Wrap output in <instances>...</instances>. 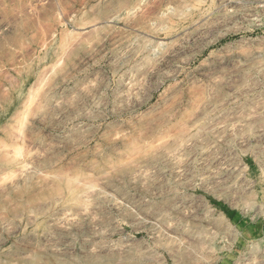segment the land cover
<instances>
[{"label":"rangeland","instance_id":"1","mask_svg":"<svg viewBox=\"0 0 264 264\" xmlns=\"http://www.w3.org/2000/svg\"><path fill=\"white\" fill-rule=\"evenodd\" d=\"M0 264H264V0H0Z\"/></svg>","mask_w":264,"mask_h":264},{"label":"bare ground","instance_id":"2","mask_svg":"<svg viewBox=\"0 0 264 264\" xmlns=\"http://www.w3.org/2000/svg\"><path fill=\"white\" fill-rule=\"evenodd\" d=\"M197 2V1H196ZM192 7V6H191ZM208 14V13H207ZM202 17V16H201ZM214 18V17H213ZM197 19V18H196ZM212 19V18H211ZM220 19V18H219ZM216 20V19H215ZM199 28V26H197L196 27V29H198ZM182 37V36H181ZM186 39V38H185ZM181 42V41H180Z\"/></svg>","mask_w":264,"mask_h":264}]
</instances>
